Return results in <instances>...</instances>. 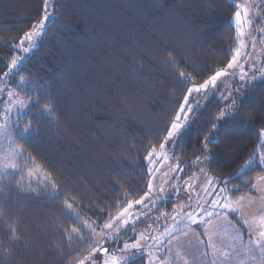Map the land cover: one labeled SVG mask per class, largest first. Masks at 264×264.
<instances>
[{
	"label": "trees",
	"instance_id": "trees-1",
	"mask_svg": "<svg viewBox=\"0 0 264 264\" xmlns=\"http://www.w3.org/2000/svg\"><path fill=\"white\" fill-rule=\"evenodd\" d=\"M238 11L236 0H49L46 28L29 48L25 33L44 17V0H0V88L29 102L14 127L16 170L1 176L0 264H77L96 246L85 221L102 226L146 195L148 156L190 85L233 60ZM262 131L264 78L236 81L229 100L208 99L175 155L187 178L203 162L231 197L256 195ZM36 170L48 182L32 179ZM128 264L148 263L139 255Z\"/></svg>",
	"mask_w": 264,
	"mask_h": 264
},
{
	"label": "rangeland",
	"instance_id": "rangeland-1",
	"mask_svg": "<svg viewBox=\"0 0 264 264\" xmlns=\"http://www.w3.org/2000/svg\"><path fill=\"white\" fill-rule=\"evenodd\" d=\"M236 2L240 12L239 23L235 20L239 43L232 67L210 77L206 87H201L205 82L190 85L191 92L188 90L174 121L179 127L173 129V123L171 137L167 135L163 145L148 156V192L102 226L85 221L96 246L77 264H113V260L128 264L139 255H144L148 264L163 259L161 264H203L205 258L208 264H264V238L259 236L264 232V173L256 178V195L233 198L223 181L209 175L203 162L202 171L187 178L184 162L175 155L179 135L192 125L210 97L229 100L236 81L264 78V0ZM28 109L29 102L16 90L0 88V185L2 175L16 170L22 150L15 143L14 127ZM260 138L257 154L264 167V131ZM31 178L48 182L40 170ZM142 219V231L132 240L121 241L130 235L121 232ZM109 224L111 227H106ZM241 226L246 228L245 233ZM258 239L260 244L256 243Z\"/></svg>",
	"mask_w": 264,
	"mask_h": 264
},
{
	"label": "snow or ice",
	"instance_id": "snow-or-ice-1",
	"mask_svg": "<svg viewBox=\"0 0 264 264\" xmlns=\"http://www.w3.org/2000/svg\"><path fill=\"white\" fill-rule=\"evenodd\" d=\"M48 6H49V0H44V8H45V15H44V17L39 21V24L38 25H35L34 26V28H33V31L32 32H28V33H25V38L30 42V44H29V48L30 47H32V46H34V42H33V37L34 36H39L40 35V33L41 32H43L44 30H45V28H46V22L48 21V19H49V15H48V13H47V8H48ZM236 18H237V22L239 23V21H240V12H237L236 13ZM23 45V40L21 41V45H18V47L19 46H22ZM29 48H24L23 50L25 51V52H27V51H29ZM15 60L13 61V66H15ZM228 67L230 68V67H232V64L230 63L229 65H228ZM219 75H221V73L220 72H217L216 73V76H219ZM215 79H216V77L214 76L213 78H212V81L214 82L215 81ZM207 84H208V82L206 81L205 82V85H202L201 87H206L207 86ZM190 92H191V89L189 90ZM48 111H50V109H48ZM179 126L178 125H176L175 123L173 124V129H176V128H178ZM218 129L216 128V126H213V129L211 130V132L209 133V136L208 137H206V141L207 142H211V139L212 138H214V135H215V132L217 131ZM25 131L27 132L28 131V128H25ZM169 137H171V135H172V131H169ZM205 147H207V143L205 144ZM129 207H131V205L129 206ZM262 223H264V221H262ZM106 227H111V225L109 224V225H106ZM10 231L12 232V236L10 237L12 240H18L19 239V237L15 234L16 233V230L14 229V228H10ZM77 232V229H75V228H73L72 230H71V233H76ZM259 236L261 237V238H264V232H261V233H259ZM69 239H72L73 237H72V235L70 234L69 235V237H68ZM260 239H258L257 241H256V243L257 244H260ZM126 248L128 247L127 245L125 246ZM132 247H137V245H133ZM4 251H5V253H7L8 252V250L7 249H4ZM103 251H107V250H103ZM113 264H116V262H115V260H113Z\"/></svg>",
	"mask_w": 264,
	"mask_h": 264
},
{
	"label": "crops",
	"instance_id": "crops-1",
	"mask_svg": "<svg viewBox=\"0 0 264 264\" xmlns=\"http://www.w3.org/2000/svg\"><path fill=\"white\" fill-rule=\"evenodd\" d=\"M162 261H164V259H163V260H159L157 263H158V264H161ZM202 263H203V264H208L207 259L205 258V259L202 261Z\"/></svg>",
	"mask_w": 264,
	"mask_h": 264
}]
</instances>
